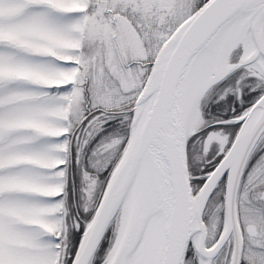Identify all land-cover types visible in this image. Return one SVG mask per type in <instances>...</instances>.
<instances>
[{"label": "snow or ice", "instance_id": "snow-or-ice-1", "mask_svg": "<svg viewBox=\"0 0 264 264\" xmlns=\"http://www.w3.org/2000/svg\"><path fill=\"white\" fill-rule=\"evenodd\" d=\"M0 264H264V0H0Z\"/></svg>", "mask_w": 264, "mask_h": 264}]
</instances>
